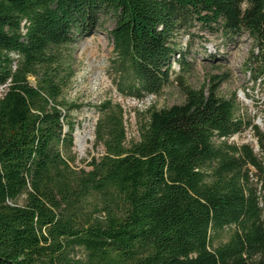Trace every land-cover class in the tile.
I'll use <instances>...</instances> for the list:
<instances>
[{"label":"trees","instance_id":"trees-1","mask_svg":"<svg viewBox=\"0 0 264 264\" xmlns=\"http://www.w3.org/2000/svg\"><path fill=\"white\" fill-rule=\"evenodd\" d=\"M103 13L124 96L159 95L176 54L190 65L176 36L195 24L247 34L264 83V0H0V264H264V131L219 95L227 75L196 89L180 74L185 101L149 109L131 142L122 106L103 101L104 152L71 166L80 105L63 97L72 71L58 51ZM249 126L260 153L228 141Z\"/></svg>","mask_w":264,"mask_h":264},{"label":"rangeland","instance_id":"rangeland-1","mask_svg":"<svg viewBox=\"0 0 264 264\" xmlns=\"http://www.w3.org/2000/svg\"><path fill=\"white\" fill-rule=\"evenodd\" d=\"M115 24L112 14L103 13L93 34L79 37L73 44L58 51L63 68L72 71L63 97L68 102L80 105L70 111V119L76 126L72 149L75 160L71 163L74 169L89 170L88 163L92 158H98L104 152L103 147L95 142V125L98 119L96 106L105 100L120 104L125 111L127 141L138 140L139 127L147 119L149 109L167 108L185 101L176 81L180 74L188 85L196 89L208 84L213 75H227L226 81L220 85L219 95L226 99L236 95L237 116L264 131V83L258 81L256 84L252 79L250 68L255 64L249 58L254 42L247 34L226 37L222 32L202 30L198 24H195L190 33L180 31L176 36L177 47L179 52H185V60L190 65L183 67L180 63L182 57L176 54L172 58L171 83L159 95L137 99L124 96L117 89L119 73L113 67L114 47L109 35ZM31 82H35L33 78ZM2 89L1 87L0 92ZM65 130H68L67 125ZM80 135L84 139L82 145L77 142ZM228 141L238 146L250 145L256 153H260L252 126L233 135ZM253 180L256 181V178L253 177ZM22 201L23 198L19 203ZM234 228H227L216 236L214 247L226 242Z\"/></svg>","mask_w":264,"mask_h":264},{"label":"bare ground","instance_id":"bare-ground-1","mask_svg":"<svg viewBox=\"0 0 264 264\" xmlns=\"http://www.w3.org/2000/svg\"><path fill=\"white\" fill-rule=\"evenodd\" d=\"M77 142L79 145H82V143L84 142V139L82 138V136H78Z\"/></svg>","mask_w":264,"mask_h":264}]
</instances>
